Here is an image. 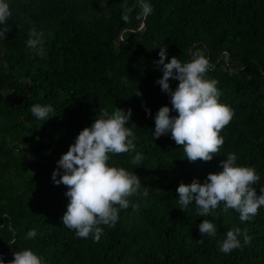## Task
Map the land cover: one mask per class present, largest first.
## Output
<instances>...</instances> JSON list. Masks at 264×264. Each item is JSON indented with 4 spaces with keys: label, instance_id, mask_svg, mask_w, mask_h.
<instances>
[{
    "label": "trees",
    "instance_id": "16d2710c",
    "mask_svg": "<svg viewBox=\"0 0 264 264\" xmlns=\"http://www.w3.org/2000/svg\"><path fill=\"white\" fill-rule=\"evenodd\" d=\"M6 2L12 16L0 25L9 29L0 37V257L11 261L31 249L43 264H264V206L246 222L223 203L200 217L194 202L180 209L176 191L181 182L221 172L228 153L236 154L235 166L255 169L258 195L264 187V0H145L152 12L140 20V0ZM32 28L44 33L43 57L27 47ZM163 47L168 61L181 63L203 51L214 66L205 79L218 82L219 102L233 112L209 162L188 161L170 133L154 139L156 113L172 107L157 83ZM178 83L170 79L173 90ZM33 104L50 105L51 117L37 119ZM118 107L132 110L126 127L136 149L110 153L108 164L138 175L149 196L129 197L115 227L100 225L97 243L63 226L68 189L52 174L101 110L111 115ZM136 153L143 160L133 165ZM204 219L216 225L215 237L200 233ZM234 227L247 229L251 242L240 236L241 247L225 254L220 244ZM32 229L36 236L26 239Z\"/></svg>",
    "mask_w": 264,
    "mask_h": 264
},
{
    "label": "clouds",
    "instance_id": "9594fccd",
    "mask_svg": "<svg viewBox=\"0 0 264 264\" xmlns=\"http://www.w3.org/2000/svg\"><path fill=\"white\" fill-rule=\"evenodd\" d=\"M139 7L141 11L136 16L137 20L146 19L152 12L151 5L145 0H140ZM11 16L9 4L6 0H0V25H6ZM121 18L125 22L129 21L127 9ZM8 32L7 27L3 28L0 37H6ZM29 37L26 42L28 49L43 57L44 33L32 28ZM159 57L156 64L163 76L157 83L170 96L172 107L162 106L156 113L154 139L170 133L175 143L183 147L188 161L209 162L224 144L219 133L233 117L230 107L219 102L221 93L217 88L218 82L205 79L206 73L214 66L210 65L199 49L185 63L175 56L168 61L164 47L160 48ZM170 79L179 81L175 90L170 85ZM146 111L151 116V110ZM172 111L178 115H170ZM31 112L37 119L47 121L53 108L50 105L33 104ZM97 116L99 118L96 117L90 127L79 133L69 150L58 160L52 179L56 185L63 184L68 189L65 193L69 199L62 217L63 226L74 230L78 238L91 236L98 243L103 232L100 225L115 227L120 210L130 207L128 198L141 195L148 197L149 191L148 187H142L138 175L108 164L110 153L122 154L136 149L135 133L132 127H126L132 110L125 112L118 107L109 115L108 110L103 109ZM226 157V160L221 161L223 170L209 173L203 183L198 179L190 184L181 182L176 189L180 209L184 211L194 202L197 215L208 217L223 203L222 210H236L241 222L249 221L258 214L261 206H264V187L260 188L258 195L252 185L260 177L253 167L235 166V153H228ZM142 160L143 154L136 153L131 163L136 165ZM132 207L134 211L139 209L138 204ZM199 231L203 236L215 237L217 227L209 219H204L199 224ZM36 234L35 229L29 230L25 238H34ZM240 236H243L244 244L251 242L247 229H228L226 238L220 244V251L227 254L240 248ZM0 264H43V261L31 249H25L16 251L11 261L6 262L0 257Z\"/></svg>",
    "mask_w": 264,
    "mask_h": 264
}]
</instances>
